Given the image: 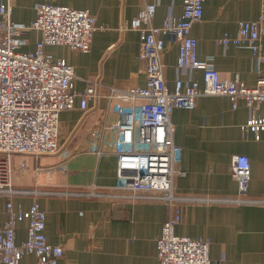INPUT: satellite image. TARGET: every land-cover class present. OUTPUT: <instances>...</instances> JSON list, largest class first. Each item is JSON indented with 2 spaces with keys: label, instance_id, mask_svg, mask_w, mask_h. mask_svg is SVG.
I'll return each instance as SVG.
<instances>
[{
  "label": "crops",
  "instance_id": "0c3cea01",
  "mask_svg": "<svg viewBox=\"0 0 264 264\" xmlns=\"http://www.w3.org/2000/svg\"><path fill=\"white\" fill-rule=\"evenodd\" d=\"M9 3L15 21L30 23L37 17L36 7L50 3L89 9L97 27L89 52L67 46L48 47L55 58L64 59L75 69L74 88L83 92L98 83L97 96L89 101L88 112L79 102L72 110L61 113V141H69L81 127L89 129L100 123L113 124L110 112V88L144 87L147 82L145 63L140 59L143 34L140 30L121 31L147 4H156L154 25L161 26L170 7L175 17L183 11V0H0ZM264 0H206L204 14L191 34L198 41V56L213 57L223 79H235L248 88L257 87L264 75V65L257 62L256 52L239 45L236 40L240 21L260 18ZM39 33L30 35L34 50ZM166 40L162 55L163 74L170 90L175 80L198 81L202 72L180 73L177 70L179 46ZM264 117V103L256 110ZM251 117L243 100L233 109L230 98L208 96L199 99L194 110L174 109V141L183 149L182 163L176 176L174 193L183 201L170 205L141 194L139 198L119 189L114 170L99 171V157L82 153L61 166L56 157L14 155L18 169L13 183L17 189H41L48 192L39 198L47 214L46 235L52 245L64 248L59 264H160L157 240L166 221L173 220L176 233L210 242V258L214 264H264V203L235 204L238 185L233 176L232 159L246 155L251 162L249 196L264 199V132L256 140L242 127ZM112 158V157H110ZM113 159V158H112ZM93 185L104 190V196L85 198L62 197L65 191H90ZM151 196L153 198H151ZM197 200V201H194ZM219 200V201H216ZM7 199L0 197V226L7 221ZM16 208L29 209L31 196H16ZM28 222L17 227V242L27 238ZM21 264H37L27 255Z\"/></svg>",
  "mask_w": 264,
  "mask_h": 264
},
{
  "label": "built area",
  "instance_id": "2783aa9c",
  "mask_svg": "<svg viewBox=\"0 0 264 264\" xmlns=\"http://www.w3.org/2000/svg\"><path fill=\"white\" fill-rule=\"evenodd\" d=\"M205 1L183 0L179 17L174 16L170 7L161 26L153 23L156 4H147L136 18L122 25L121 31L133 29L143 34L140 59L146 66V85L110 88L109 108L116 116L113 124L81 127L66 146L61 141V113L74 109L77 102L81 110L88 112L89 101L97 96L99 84L91 83L85 91H76L74 67L55 58L47 48L67 46L89 52L98 29L96 18L89 9L43 3L36 7V19L23 23L13 20L9 3L0 2V197L7 199V221L0 226V264H21L27 255L36 256L37 264H59L65 253L62 246L50 244L46 235L47 214L39 198L49 193L14 188L13 175L18 169L14 155L56 157L63 166L78 154H95L99 157V171L114 170L119 189L135 198L156 194L155 198L172 205L183 201L174 193V180L184 175L178 170L183 149L174 141V109L194 110L199 99L208 96L230 98L233 109L243 100L251 117L242 130L244 134L252 132L256 140L261 139L264 117L257 115L256 110L264 103V75L257 87L248 88L238 76L223 79L213 57L202 60L198 56V41L191 31L203 17ZM32 32L40 37L34 50L28 51ZM165 38L179 46L177 70L182 74L201 71L202 85L192 78L177 77L174 89L168 88L162 64ZM263 39L264 7L259 19L239 22L236 37L240 46L256 52L261 51ZM257 62L264 65V55L259 54ZM232 171L238 196L231 202L264 203V199L249 196V157L234 156ZM106 189L110 188L101 191L93 185L90 191L69 190L57 195L97 198L104 196ZM161 194L167 197H160ZM16 196L33 197L30 208H16ZM22 222H28L27 238L18 243L17 227ZM157 255L160 264H214L210 242L178 235L173 220L163 226L157 240Z\"/></svg>",
  "mask_w": 264,
  "mask_h": 264
},
{
  "label": "rangeland",
  "instance_id": "374dc122",
  "mask_svg": "<svg viewBox=\"0 0 264 264\" xmlns=\"http://www.w3.org/2000/svg\"><path fill=\"white\" fill-rule=\"evenodd\" d=\"M30 49V46L29 47H27V49ZM73 136V135H72ZM72 136H71V138H72ZM70 141V140H69ZM69 141H67V142H65L64 144H65V146L68 144V142ZM63 146V145H62ZM16 156H21L20 154H17ZM235 178V177H234ZM237 182V181H236ZM14 188H15V185H14ZM15 189H17V188H15ZM17 190H40V191H45V190H41V189H35V188H33V189H17ZM72 191V190H71ZM160 197H167V196H165V194H161L160 195ZM256 200H259V199H256Z\"/></svg>",
  "mask_w": 264,
  "mask_h": 264
}]
</instances>
